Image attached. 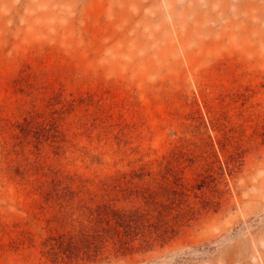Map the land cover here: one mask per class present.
Segmentation results:
<instances>
[{"label": "rangeland", "instance_id": "374dc122", "mask_svg": "<svg viewBox=\"0 0 264 264\" xmlns=\"http://www.w3.org/2000/svg\"><path fill=\"white\" fill-rule=\"evenodd\" d=\"M0 264H264V0H0Z\"/></svg>", "mask_w": 264, "mask_h": 264}]
</instances>
